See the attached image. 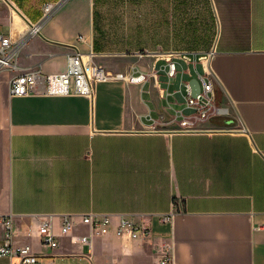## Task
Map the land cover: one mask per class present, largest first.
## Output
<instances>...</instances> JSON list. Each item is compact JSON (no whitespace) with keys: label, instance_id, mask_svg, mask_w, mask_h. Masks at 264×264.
<instances>
[{"label":"crops","instance_id":"0c3cea01","mask_svg":"<svg viewBox=\"0 0 264 264\" xmlns=\"http://www.w3.org/2000/svg\"><path fill=\"white\" fill-rule=\"evenodd\" d=\"M9 1L11 10L0 4V28L13 37L42 18L43 0ZM150 3L140 18L145 35ZM153 3L154 48L144 51L156 58L112 51L96 0H66L21 47L20 70L61 72L66 55L79 51L122 76L96 83L91 99L9 97L12 73H0V216H12L11 245L28 247L39 264H161L166 246L174 264H264V0ZM202 32L213 36L202 50L179 49L180 34ZM172 50L195 67L172 56L169 79L160 67ZM210 52L202 63L225 113L202 119L172 82L203 74L198 58ZM137 73L145 80L130 82ZM89 212L129 215L150 233L109 232L81 244L76 236L87 228L74 217L75 228L61 234L62 215ZM47 219L55 249L37 235Z\"/></svg>","mask_w":264,"mask_h":264},{"label":"built area","instance_id":"2783aa9c","mask_svg":"<svg viewBox=\"0 0 264 264\" xmlns=\"http://www.w3.org/2000/svg\"><path fill=\"white\" fill-rule=\"evenodd\" d=\"M9 0H0V4L11 10ZM56 4H44L42 6V18L33 24L19 36L13 37L9 32H4L0 28V73H12L8 80L9 97H23L29 95H47V96H68L76 95L85 98H92L94 85L98 82H104L111 78L121 79L120 74L114 76L107 75L104 70L92 62L94 54L92 52L83 54L79 51H73L66 55L65 68L61 72L44 74L38 69L20 70L17 60L21 47L27 40L37 35L41 24L55 11ZM81 39V36H78ZM159 53H150V56L156 58ZM211 52L201 56L198 60L201 62L203 74L197 76L200 85V91L196 97L191 96V89L187 82L180 81L178 92L183 99V105L194 111L200 118H207L210 114L220 115L225 113L221 108L214 105L213 80L206 66L207 58ZM141 57V55H138ZM165 59L166 65L160 67L165 71L167 77L174 78L176 75V62L172 56L182 59L188 65L192 63L195 67V61L191 60L186 54L171 52ZM128 80L137 83L145 80L143 73L131 74ZM185 123V122H183ZM74 217L79 218L82 226L87 228L86 235L76 236V240L81 244H90L92 238L112 232L117 236H128L130 239H144L149 235V229L146 226L138 224L131 216L126 214H100L89 212L79 215H62L60 217V232L62 235L70 234L75 228ZM171 214L162 216L160 222L166 223L170 220ZM0 227L3 231L5 243L0 245L1 257H17L18 264H39L38 257L31 254L29 248L13 247L11 245L12 237V216L1 215ZM37 235L42 245L49 249L58 247V242L51 232L49 219L42 221L37 228ZM48 264H55L53 258H50ZM161 264H174L172 258L171 246L164 248V254L161 258Z\"/></svg>","mask_w":264,"mask_h":264},{"label":"rangeland","instance_id":"374dc122","mask_svg":"<svg viewBox=\"0 0 264 264\" xmlns=\"http://www.w3.org/2000/svg\"><path fill=\"white\" fill-rule=\"evenodd\" d=\"M60 0H43L41 5L44 4H55ZM148 1V0H147ZM151 23L149 34H144L142 32V28L140 26V18L142 16L143 6L145 4V0H96V7L100 10L102 17L100 19V23L103 27L104 32L107 33L108 40L112 45H114V49L116 53H125L130 55H150L149 51H144V49L154 48V26H153V13H154V3L151 0ZM180 38L179 49H198L202 50L205 45H207L209 39H212V35L204 34L203 32L200 34L185 35L180 34L178 36ZM188 38V39H187ZM190 43H192V46ZM178 49V50H179ZM179 52L177 50H172ZM183 68L186 69V66L182 64ZM7 75V74H6ZM4 75L1 74L0 78H4ZM9 79L7 77L6 81ZM186 78L184 77L183 80ZM172 81V80H171ZM173 88L178 90L179 87V78L173 80ZM179 98L177 99L178 103H181L182 100L180 95H177ZM194 113V112H192Z\"/></svg>","mask_w":264,"mask_h":264},{"label":"water","instance_id":"95a60500","mask_svg":"<svg viewBox=\"0 0 264 264\" xmlns=\"http://www.w3.org/2000/svg\"><path fill=\"white\" fill-rule=\"evenodd\" d=\"M66 0H60L59 2H57L56 6H55V10L60 7ZM190 89H191V96L192 97H196L197 94L200 91V85L199 82L196 78H192L189 80L188 82Z\"/></svg>","mask_w":264,"mask_h":264},{"label":"trees","instance_id":"16d2710c","mask_svg":"<svg viewBox=\"0 0 264 264\" xmlns=\"http://www.w3.org/2000/svg\"><path fill=\"white\" fill-rule=\"evenodd\" d=\"M42 12V11H41Z\"/></svg>","mask_w":264,"mask_h":264}]
</instances>
